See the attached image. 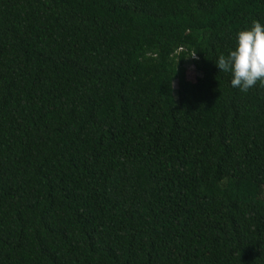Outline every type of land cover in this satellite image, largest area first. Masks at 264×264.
<instances>
[{"label": "trees", "instance_id": "obj_1", "mask_svg": "<svg viewBox=\"0 0 264 264\" xmlns=\"http://www.w3.org/2000/svg\"><path fill=\"white\" fill-rule=\"evenodd\" d=\"M252 19L0 0V264H264V87L214 63Z\"/></svg>", "mask_w": 264, "mask_h": 264}, {"label": "clouds", "instance_id": "obj_2", "mask_svg": "<svg viewBox=\"0 0 264 264\" xmlns=\"http://www.w3.org/2000/svg\"><path fill=\"white\" fill-rule=\"evenodd\" d=\"M214 63L219 71L230 73V85L241 92L264 87V23L252 19L237 29L232 46Z\"/></svg>", "mask_w": 264, "mask_h": 264}, {"label": "rangeland", "instance_id": "obj_3", "mask_svg": "<svg viewBox=\"0 0 264 264\" xmlns=\"http://www.w3.org/2000/svg\"><path fill=\"white\" fill-rule=\"evenodd\" d=\"M196 72L193 71V68L191 67H188V76L191 78V79H194L196 77Z\"/></svg>", "mask_w": 264, "mask_h": 264}]
</instances>
